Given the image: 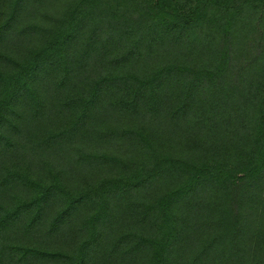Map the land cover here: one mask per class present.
<instances>
[{"label": "trees", "instance_id": "obj_1", "mask_svg": "<svg viewBox=\"0 0 264 264\" xmlns=\"http://www.w3.org/2000/svg\"><path fill=\"white\" fill-rule=\"evenodd\" d=\"M0 264H264V0H0Z\"/></svg>", "mask_w": 264, "mask_h": 264}]
</instances>
